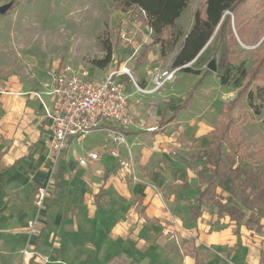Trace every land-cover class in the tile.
Returning a JSON list of instances; mask_svg holds the SVG:
<instances>
[{"label":"crops","instance_id":"0c3cea01","mask_svg":"<svg viewBox=\"0 0 264 264\" xmlns=\"http://www.w3.org/2000/svg\"><path fill=\"white\" fill-rule=\"evenodd\" d=\"M137 26L135 42L127 44L123 53L119 51L124 46L121 43L115 55L120 56V67L131 69L137 85L148 92L138 91L126 76L117 77L128 96L133 125L116 136L121 135L126 143H131L133 152L140 155L144 169H149L157 157V164L165 169L169 177L187 173L192 178L194 175L188 173L182 164L179 167L182 173L171 172L176 167L171 168L175 163L174 159L170 162L167 152L174 147L171 146L174 139L168 135L173 125L183 122V113L191 111L196 104L195 94L202 86L193 93L188 108H183L184 100L198 82L196 79L201 77L195 76L191 85L188 82L185 97L179 94L183 90L178 85L177 90H173L175 83L172 81L176 74L179 70L184 73L173 68L183 41L162 61L158 46L149 50L145 48L152 44V32L140 21ZM169 69L178 72L174 79L165 81L162 88L157 89L158 76L169 72ZM41 83L35 87L34 83L17 85L12 93H0V264H20L23 258L20 252L26 247L33 250V256L46 259V264H201L198 246L203 244V239L213 242L215 248L230 245L236 249H247L244 258H237L236 262L239 255L234 252L232 264H264V229L262 232L256 230L261 233L257 237L252 230L244 227L247 235H243L234 223L235 236L228 233L210 236V231L206 236H200V231L205 230L211 218L207 213L208 207H203L198 218L194 213L196 230L185 231L179 215L177 222L174 220V200L170 201L173 209L152 188L155 187L154 181L161 177L156 174L146 179L139 177L141 182H151L146 185L129 183L120 173L119 162L111 156L109 149L106 150L104 142H99L96 145L98 148L89 150L86 141H72L70 150L57 164L52 156L48 159L51 121L46 118L41 121L44 117L41 120L36 118L38 99L21 96L23 92L39 91ZM44 101L51 104L48 97H44ZM113 126V129H100L106 131H101L105 138L108 133L120 131L119 126ZM140 141L146 146L139 145ZM168 142L170 145L166 144ZM207 145L200 149H205ZM160 146L166 149L161 151ZM111 147L108 145V148ZM45 149L47 154L42 153ZM73 149L80 157L97 152L100 159L82 167L73 158ZM51 163L55 164L54 170ZM52 171L55 172L54 189L43 208L39 209L34 202V189L47 186ZM195 207L196 204L194 211ZM34 220L38 222L35 236L18 230ZM170 231L177 233V242L166 236ZM188 243L195 248L191 249L192 245L190 248ZM33 258L36 259L30 258L28 264H43ZM218 261L214 259L216 264Z\"/></svg>","mask_w":264,"mask_h":264},{"label":"rangeland","instance_id":"374dc122","mask_svg":"<svg viewBox=\"0 0 264 264\" xmlns=\"http://www.w3.org/2000/svg\"><path fill=\"white\" fill-rule=\"evenodd\" d=\"M112 2L113 0H0V7L12 5L8 12L0 15V93H12L13 88H16L17 85L27 86L34 83L33 87H35L37 83H41L46 79L47 72L51 67H57L59 64L70 65L77 74L85 73L89 77L98 80L106 78L115 70H119L121 67H116L120 61V56L117 57L115 54L112 63L107 68L98 69L93 66L95 60L105 58L106 53L103 43L107 40H112L114 43L115 39L120 36L121 43L124 44L119 49L121 53H123L127 44L135 42V29L138 28L139 20L132 19L129 14L112 9ZM201 3L202 0H189V6L180 21V25L184 28L186 34L190 32L194 25L195 12L201 6ZM232 19L234 21L233 17ZM253 20L256 24V31L258 29L264 30V14H255ZM249 42L248 46L241 47L239 54L236 56L237 58L233 62L230 83L223 85L221 79L216 75L207 78L202 87L196 91L197 100L192 110L183 113V122L170 128L168 136L174 139L171 142V146L174 147L169 148L167 155L170 157L171 163L174 159L175 164H172L171 168L176 167L171 172L182 173L179 170L180 164H182L188 169V173L191 172L194 175L192 178L187 173L180 174L178 177H169L165 173V169L160 168L157 164V157L154 158L155 161L149 166V169H144L141 164V157L133 152L131 143H126L121 135L119 136L122 137L123 141L120 144L119 141H115L116 134L118 132L122 133L121 131L114 134L108 133L109 136L105 138L106 136L104 137L101 133L105 130H95L83 139V142L86 141L85 145L89 150L98 148L96 145L99 142H104L107 145V147L104 145L106 150L109 149L111 152L117 150L119 157H113L117 159L118 165L121 166H119L120 173L125 175L131 184L146 185V183H151L149 181L141 182L139 177L146 179L153 176V174L161 177L157 182L154 181L153 186L155 187L152 188L158 192V196L163 198L167 205H171V199L174 200L176 209L172 211L174 220L178 219L177 215H179L185 231L194 232L196 230L194 201L198 197L197 191L205 187L200 180L201 174L209 176V172L204 168L203 161L196 163L193 156L196 151L204 148L209 143L211 134L218 124L222 106L235 98L238 92L235 85L239 78V72L243 69L250 71L253 68L252 52L259 44L254 39H250ZM175 50L176 48L170 54ZM242 50L245 52L242 53ZM169 72H174V69H169ZM177 76L180 78L179 80ZM158 78L160 82L165 80L163 73H160ZM195 79L194 75L180 73L179 70L172 81L175 83L173 90H177L178 85V88L183 90L179 94L185 97L187 94L185 87L188 82L191 85ZM197 81L199 79H196ZM155 87L157 88L156 85ZM21 96L33 97L26 94V92L21 93ZM41 103L43 104L42 101L38 102L39 109L36 111L35 116L38 120L44 117L41 120L43 121L48 118L44 104ZM46 104L48 105V103ZM257 104L262 113L260 116H257L251 110L247 102H241L235 113L237 116L240 111L243 115L250 117L249 121L241 124V136L246 144L250 146L251 153L264 148V100H259ZM138 144L146 146L143 141L138 142ZM108 145L113 147L110 149ZM164 149H166L165 146L161 147V151ZM226 150L229 151V148L226 147ZM48 152V159H50V151ZM42 153L47 154L46 149ZM124 162L131 163V173L125 171L122 165ZM242 165L245 166V163L243 162ZM54 167L55 164L51 163L53 170ZM246 169L264 178V159L258 162H248ZM54 173V171L51 172L50 179L46 183L47 186L34 189L33 198L39 209L43 208L45 201L49 199L50 193L54 189ZM184 177L185 180H183ZM162 178L163 180H161ZM182 181H184V184H181ZM41 189L47 190L45 200L41 199ZM217 193L218 197L226 196L221 190H217ZM174 207L172 208L174 209ZM207 207V213L209 212L211 218L208 219L205 230H199L200 236H206L208 231H210V236L221 233H228V235L233 236L234 223L229 222L228 217L217 214L218 208L215 206V201L210 200ZM37 223V220L28 222L26 226L20 227L18 230L20 232L24 231L31 237L35 236L37 234ZM157 224L155 225L157 226ZM251 229L254 235L261 236V233L256 231V227H251ZM238 230L241 231V234L247 235V229L244 226L239 227ZM175 235L177 236L175 231L166 234L167 237H172L177 242ZM188 245L191 248L192 244L188 243ZM214 246L213 242L203 239V244L198 246L200 249L198 254H201V264H216L214 262L215 258L219 259L217 264H232V254L234 252L239 255L236 256L235 262L237 258L239 260L243 259L247 252V249H236L230 245H224L222 248H215ZM194 248L192 245L191 249ZM32 251L29 247L21 250L20 253L24 259L22 258L20 264H28V260L32 257H36V259H33L43 264L47 263L46 259L33 256Z\"/></svg>","mask_w":264,"mask_h":264},{"label":"trees","instance_id":"16d2710c","mask_svg":"<svg viewBox=\"0 0 264 264\" xmlns=\"http://www.w3.org/2000/svg\"><path fill=\"white\" fill-rule=\"evenodd\" d=\"M188 6L189 0H113L111 3L112 9L129 14L132 19H138L144 27L149 28L153 41L145 48L149 50L152 46H158L162 61L183 41L173 68L201 77L194 84L187 100H184V109L188 108L193 93L207 78L216 75L223 85H228L233 73V62L241 47L248 46L250 39L259 44L252 52L253 68L239 72L235 98L223 105L209 144L205 150L197 151L194 161H203L204 168L209 172V176L201 174L200 180L205 187L199 191L195 201V217L198 218L202 208L214 200L219 216L228 217L238 228L244 226L252 230L251 227H256L257 231L262 232L264 178L248 171L246 164L263 160L264 148L251 153L250 146L241 136V124L249 121L250 117L240 111L237 116L235 113L241 102H247L257 116L262 114L257 103L264 100V30H255L253 16L264 14V0H202L195 12L194 25L186 34L180 21ZM120 44V36L114 43L112 40L103 43L106 56L102 60H95L93 66L107 68ZM212 61L217 64L215 73L208 69ZM118 64L120 67V62ZM104 128L115 127L107 124ZM119 130L125 133L124 128ZM217 190L223 191L226 196L218 197Z\"/></svg>","mask_w":264,"mask_h":264},{"label":"built area","instance_id":"2783aa9c","mask_svg":"<svg viewBox=\"0 0 264 264\" xmlns=\"http://www.w3.org/2000/svg\"><path fill=\"white\" fill-rule=\"evenodd\" d=\"M175 73L176 71L163 73L165 80L160 82L157 79V89L162 88L165 81L174 79ZM122 75L129 78L138 91L148 92L137 85L131 69L127 66L111 72L104 79L93 80L85 73L77 74L70 65L59 64L48 70L39 91L28 93L43 102L47 118L51 121L52 138L49 151L55 164L70 150L72 141L83 142L91 131L100 130L107 124L124 129L133 125L124 85L116 80ZM44 97L51 100L50 105L45 103ZM115 141L120 144L123 139L117 136ZM111 155L119 157L117 150H112ZM72 156L82 167H87L90 161L100 159L97 152L80 157L75 149ZM122 165L127 173H131L130 162ZM40 194L41 199L45 200L47 190L41 189Z\"/></svg>","mask_w":264,"mask_h":264},{"label":"water","instance_id":"95a60500","mask_svg":"<svg viewBox=\"0 0 264 264\" xmlns=\"http://www.w3.org/2000/svg\"><path fill=\"white\" fill-rule=\"evenodd\" d=\"M11 7H12L11 4L0 7V15H4L6 12L10 10ZM208 69L214 73L217 72L218 68L216 62L215 61L210 62V64L208 65Z\"/></svg>","mask_w":264,"mask_h":264}]
</instances>
